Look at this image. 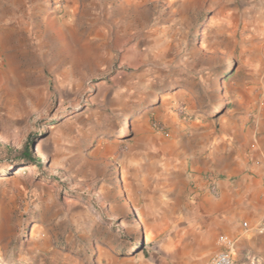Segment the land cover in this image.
<instances>
[{
  "label": "rangeland",
  "instance_id": "rangeland-1",
  "mask_svg": "<svg viewBox=\"0 0 264 264\" xmlns=\"http://www.w3.org/2000/svg\"><path fill=\"white\" fill-rule=\"evenodd\" d=\"M4 1L0 264H177L198 180L264 151V0Z\"/></svg>",
  "mask_w": 264,
  "mask_h": 264
},
{
  "label": "crops",
  "instance_id": "crops-1",
  "mask_svg": "<svg viewBox=\"0 0 264 264\" xmlns=\"http://www.w3.org/2000/svg\"><path fill=\"white\" fill-rule=\"evenodd\" d=\"M6 4L29 5L35 16L45 10L48 0H5ZM10 16L0 13V28L8 26ZM216 180L217 193L200 178V188L191 200L192 215L187 220L188 236L184 238L177 264H200L215 250L228 248L232 241L237 254L264 261V151L232 160ZM204 188V189H203ZM234 264H235V258Z\"/></svg>",
  "mask_w": 264,
  "mask_h": 264
},
{
  "label": "trees",
  "instance_id": "trees-1",
  "mask_svg": "<svg viewBox=\"0 0 264 264\" xmlns=\"http://www.w3.org/2000/svg\"><path fill=\"white\" fill-rule=\"evenodd\" d=\"M34 137L33 135H29V137L24 142L23 146L17 150V154L14 159L25 162V161H36L39 162V158H37L34 154Z\"/></svg>",
  "mask_w": 264,
  "mask_h": 264
},
{
  "label": "built area",
  "instance_id": "built-area-1",
  "mask_svg": "<svg viewBox=\"0 0 264 264\" xmlns=\"http://www.w3.org/2000/svg\"><path fill=\"white\" fill-rule=\"evenodd\" d=\"M226 244L228 246L232 245V241L227 239ZM203 264H234L233 254L230 250H222L209 258Z\"/></svg>",
  "mask_w": 264,
  "mask_h": 264
},
{
  "label": "bare ground",
  "instance_id": "bare-ground-1",
  "mask_svg": "<svg viewBox=\"0 0 264 264\" xmlns=\"http://www.w3.org/2000/svg\"><path fill=\"white\" fill-rule=\"evenodd\" d=\"M4 139V138H3ZM5 140V139H4Z\"/></svg>",
  "mask_w": 264,
  "mask_h": 264
}]
</instances>
